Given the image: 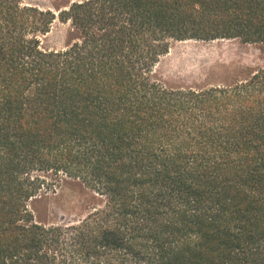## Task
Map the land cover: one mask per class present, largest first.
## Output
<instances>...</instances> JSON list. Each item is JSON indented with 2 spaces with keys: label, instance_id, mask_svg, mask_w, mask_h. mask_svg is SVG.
I'll use <instances>...</instances> for the list:
<instances>
[{
  "label": "trees",
  "instance_id": "1",
  "mask_svg": "<svg viewBox=\"0 0 264 264\" xmlns=\"http://www.w3.org/2000/svg\"><path fill=\"white\" fill-rule=\"evenodd\" d=\"M0 264H264V0H0Z\"/></svg>",
  "mask_w": 264,
  "mask_h": 264
},
{
  "label": "rangeland",
  "instance_id": "2",
  "mask_svg": "<svg viewBox=\"0 0 264 264\" xmlns=\"http://www.w3.org/2000/svg\"><path fill=\"white\" fill-rule=\"evenodd\" d=\"M41 2L42 0H35ZM45 4V1H43ZM65 28L56 26L49 37L51 47H61ZM255 51L235 40L180 42L162 60L164 76L175 83L207 84L222 80L226 72L255 61Z\"/></svg>",
  "mask_w": 264,
  "mask_h": 264
},
{
  "label": "bare ground",
  "instance_id": "3",
  "mask_svg": "<svg viewBox=\"0 0 264 264\" xmlns=\"http://www.w3.org/2000/svg\"><path fill=\"white\" fill-rule=\"evenodd\" d=\"M229 41V40H228Z\"/></svg>",
  "mask_w": 264,
  "mask_h": 264
}]
</instances>
